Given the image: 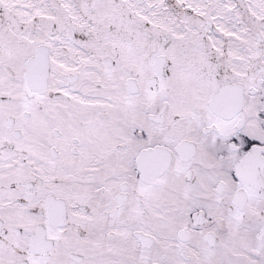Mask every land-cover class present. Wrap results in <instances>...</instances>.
<instances>
[{"label":"snow or ice","instance_id":"6c2138e0","mask_svg":"<svg viewBox=\"0 0 264 264\" xmlns=\"http://www.w3.org/2000/svg\"><path fill=\"white\" fill-rule=\"evenodd\" d=\"M0 264H264V0H0Z\"/></svg>","mask_w":264,"mask_h":264}]
</instances>
